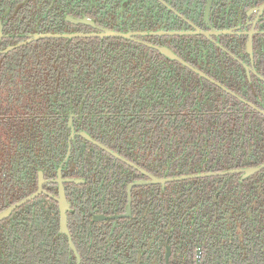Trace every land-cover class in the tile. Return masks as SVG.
Here are the masks:
<instances>
[{"label": "flooded vegetation", "instance_id": "flooded-vegetation-1", "mask_svg": "<svg viewBox=\"0 0 264 264\" xmlns=\"http://www.w3.org/2000/svg\"><path fill=\"white\" fill-rule=\"evenodd\" d=\"M75 1L77 11L71 15L70 0H17L12 23L0 20L1 72L10 63L2 59L3 56L12 51L21 56L24 51L21 48L37 40L87 38L64 37L63 34L110 29L84 16L85 0ZM111 1L121 13L119 24L131 22L134 14L147 7V3L152 4V14H158L159 19L153 23L157 26L150 24L144 30L152 35L146 39L138 37L133 30H119L125 29L123 27L111 29L134 33L132 38L114 37L133 40L151 55L159 56L156 60L148 59L145 74L140 77L143 80L130 76L116 86L118 96L126 99V104L134 102L138 94L144 96L146 105L136 113L102 111L100 104L86 109L84 100L89 94L84 83L66 80L68 96L80 98L78 107H65L55 123L49 125L61 136L57 134L56 140L58 149L62 150L53 158L51 133L48 136L52 140L51 147L47 146L44 154L40 153L43 164L38 170L37 188L25 198L39 190L40 174L45 192L35 198L46 195L56 201L54 197L59 195L63 184L70 205L68 233L61 232L60 226L65 264L85 262V248L97 244L86 239L84 235L88 232L98 231L99 238L108 240L102 244L104 247H112L119 239H124L119 229L137 217L139 196H143L144 206H148L151 191H158L159 222L147 228L151 235L142 236L140 241H144L145 246H139L149 251L150 242L160 241L165 245H162L161 255L147 254L143 258L138 255L140 260L131 256L124 264H264V167L253 174H247L246 170L264 165V0H213L208 13V0ZM84 18H89L93 24L74 21ZM49 33L58 36L33 39L37 34ZM182 35L192 36L194 46L188 50L193 54L192 59L185 60L177 53L183 46L179 38L173 37ZM156 46L170 48L187 64L168 57ZM15 63L23 66L20 61ZM188 69L194 74H183V70ZM28 78L35 77L1 73L2 125L9 126L10 115L19 112L12 107L13 112L7 113L11 107V90L17 93L28 83L23 79ZM170 96L175 97V101L168 106ZM17 117L20 119V114ZM171 128L178 130L176 139L181 148V153L173 157H182L186 166H193L187 172L166 161L165 143L170 135L167 130ZM133 131L142 133L138 137ZM7 144L12 149L6 152V144H0L2 182L6 177L16 178L20 170L15 164L29 158L19 153V143L9 140ZM152 177L167 181L150 182ZM175 185H182L183 191ZM19 188L15 183L14 189L19 191ZM172 189L178 190L174 199L179 195L184 199L191 193L196 196L186 201L189 205L176 214L175 223L170 225L166 221V193H171ZM6 194L0 191V214L25 199L14 203L12 200L6 207L2 205ZM11 194L9 192L8 197ZM57 205L59 208L58 202ZM203 209L209 212L210 233L207 235L200 233L199 210ZM171 210L168 209L170 213ZM221 227L228 236L220 233ZM128 248L132 250V246Z\"/></svg>", "mask_w": 264, "mask_h": 264}, {"label": "trees", "instance_id": "trees-1", "mask_svg": "<svg viewBox=\"0 0 264 264\" xmlns=\"http://www.w3.org/2000/svg\"><path fill=\"white\" fill-rule=\"evenodd\" d=\"M70 1V14L74 15V11H77L74 7L76 8L78 3L75 0ZM85 2L84 16L91 17L96 25L110 29L123 27L125 29L120 28L119 30H133L138 37L143 39L152 37L148 30H144L150 24L155 25L153 23L159 19L157 13L152 14V4L147 3V7L134 14L129 20L131 22L128 24L125 22L120 23V25L118 18L121 13L111 5V0H85ZM16 4L17 0H0V20L4 19L5 24L12 23V20H14ZM12 25L10 24V26ZM85 27L90 28V30L93 29L88 25H85ZM173 38H179L183 46V48L180 46L177 50L178 55L185 60L192 59L193 54L188 51L193 49L194 46L192 45V36L182 35ZM21 49L24 50L21 56L16 51L3 56L2 59L10 61V63L3 67V72L0 68V75L1 73L9 75L18 73L22 76L35 77L33 79H23L28 83L18 89L17 93L14 89L11 90L12 100L9 103L11 107L7 113H12V107H16L20 119L17 117L18 114L13 115L15 114L13 112L10 115L9 126L0 123V144H6L5 152L10 148L12 149L7 144L11 140L13 144L15 142L20 144L18 151L21 156L26 154L29 157L26 161L22 159L19 165L15 164V167L20 170L16 178L9 179L6 177L3 182L0 179V191L7 193V196L4 197H7V199L2 201V205L6 207L11 204L12 200L13 203L20 201L36 190L38 170L43 164L40 161V153L44 154L47 146L51 147L49 142L52 140L48 138L51 133H53L51 147L53 158L59 154L58 151L62 150L58 149L57 129H50L49 125L55 123L65 107L70 109L78 107L77 103L80 100L76 96H68L64 86L66 80H75L76 82L81 80L84 83L89 94L84 100V104L87 106L86 109L98 107L100 104L102 111L115 109L136 113L146 105L144 96L140 97L137 94L134 102L126 104V99L118 96L116 86L121 85V83L128 80L124 78L130 76H135L136 80H143L140 77L145 74L144 68L148 64V59L154 58L156 60L159 58L155 54L151 55L143 45L133 40L114 36L74 39L43 38ZM204 50H206V47ZM161 56L168 58L164 54H161ZM16 61H20L23 66H17ZM12 62L13 64H11ZM172 72L170 71V73ZM185 73L194 74L190 69L183 70V74ZM129 80L133 81L130 78ZM123 91L125 92V90ZM4 94L7 95V91ZM168 101V106L174 104L175 97L170 96ZM140 102L142 104H139ZM140 133L142 132H132L133 135L138 137ZM167 133L170 134L165 143L167 163L175 164L177 168L187 172L193 166H186L182 157H173L181 153L179 141L176 139L178 130L171 128L167 130ZM125 134L127 135V132ZM35 156L34 160L31 159ZM11 165L14 166L13 163ZM15 183L18 184V187L20 186L19 191L14 189ZM175 186L181 192L184 189L182 185ZM177 191L172 189L171 193H166L168 204L166 206V221L170 225L175 223L176 214L181 213L185 206L189 205L187 202L193 199L192 196H196L195 193H191L192 195L187 194V196H184V199L183 197L180 199V195L179 198L174 199L176 193H178ZM9 192H12L10 197H8ZM166 192H168L167 187ZM13 195H16V197ZM148 197L149 204L146 207L144 206L143 196L138 197L140 206L136 211L137 217L129 225L119 229L121 231L119 235L125 236L124 239L118 240L119 245L104 247L102 244L105 243L106 239L99 238L98 231H91L84 235L92 244H97L92 248L87 249L88 246L85 248L86 260L82 264H124L123 261H126V258L133 257V259L140 260L137 258L138 255L141 258L147 254L161 255L165 242H150L152 246L149 251H144V248L141 249L139 246H145L144 241H140L142 236L151 235V230L147 231V228H153L159 222L158 191H151ZM191 197L192 199H190ZM169 208L172 209V213L168 211ZM171 214L172 217L169 218ZM199 217H201L200 221L202 222L200 233L207 235L210 233L209 221L207 220L209 212L207 213L204 209L199 210ZM135 221H139L138 224ZM219 231L228 236L222 227ZM220 233L217 232V234ZM189 234L191 235V233ZM63 237L60 232L57 202L46 195L39 196L16 208L6 219L0 220V264H65ZM129 245L132 246V250L128 248ZM141 252L143 253L141 254ZM115 254L117 255L114 258Z\"/></svg>", "mask_w": 264, "mask_h": 264}, {"label": "water", "instance_id": "water-1", "mask_svg": "<svg viewBox=\"0 0 264 264\" xmlns=\"http://www.w3.org/2000/svg\"><path fill=\"white\" fill-rule=\"evenodd\" d=\"M213 0H208V8H207V13L209 12V9L211 7ZM74 21H82L84 23H89V24H93L92 21L89 18H84L82 20H74ZM167 33V32H165ZM171 33V32H168ZM173 33V32H172ZM175 33V32H174ZM178 33V32H176ZM132 34L134 33H122V32H117L111 29H104L101 32L98 33H73V34H63L64 37H92V36H101V37H105V36H124V37H128V38H132ZM58 36L57 34H37L33 37V39H38L40 37H55ZM137 40V39H136ZM139 41V40H138ZM156 48H158L161 52H163L165 55H167L170 58L173 59H178L179 61L187 64L185 61H183L180 57H178L176 55L175 52H173L170 48L168 47H162V46H156ZM264 167V165L259 166L258 168H249L246 169L247 170V174H253L256 171H259L260 169H262ZM167 179H159L156 177H152L150 182H166ZM43 175L40 174V187L39 190L34 193L33 195L23 199L22 201L14 204L13 206L9 207L6 211L2 212L0 214V219H3L5 217H7L9 215V213L14 210L16 207L23 205L24 203L28 202L29 200H31L32 198H35L36 196L40 195L41 193L45 192L42 187H43ZM54 199L59 203V209H60V226H61V232H66L68 233V229H67V211L70 207L67 198H66V194H65V190L63 187V184L61 183L60 186V190H59V195L54 197ZM104 218V217H102Z\"/></svg>", "mask_w": 264, "mask_h": 264}]
</instances>
